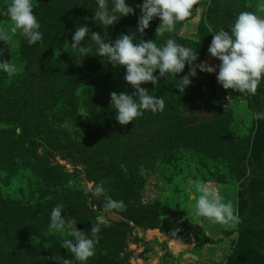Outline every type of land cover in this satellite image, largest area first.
<instances>
[{"label":"rangeland","instance_id":"374dc122","mask_svg":"<svg viewBox=\"0 0 264 264\" xmlns=\"http://www.w3.org/2000/svg\"><path fill=\"white\" fill-rule=\"evenodd\" d=\"M127 2L135 14L106 29L93 23L96 0H32L43 33L34 45L0 15L2 59L16 67L11 76L0 72V264H57L48 259L56 254L74 259L59 246L69 237L49 228L57 204L85 233L105 217L87 264H264V119L255 118L264 113L263 92L225 90L215 72L197 71L180 93L176 79L188 65L176 78L157 70V84L141 87L162 97L164 110L120 125L110 93L135 91L125 69L96 56L87 37L83 43L93 50L85 58L70 43L80 24L109 40L130 32L155 40L160 20L141 36L143 0ZM10 3L0 0V10ZM241 11L264 18V0H200L155 42L172 38L196 48V63L207 61L218 72L220 61L208 53L211 32L227 31ZM196 111L210 112L212 123L192 126L197 117L188 113ZM198 182L219 188L238 222L210 224L198 216ZM97 184L105 189L99 198ZM107 197L123 200L126 210L105 213Z\"/></svg>","mask_w":264,"mask_h":264},{"label":"clouds","instance_id":"9594fccd","mask_svg":"<svg viewBox=\"0 0 264 264\" xmlns=\"http://www.w3.org/2000/svg\"><path fill=\"white\" fill-rule=\"evenodd\" d=\"M200 0H143L139 5L140 15L137 19L136 33L143 36L154 18L160 20L156 28L155 40H137L135 33L120 34L115 40H109L108 36L90 32L86 25L75 28L72 35L71 48L75 55L87 57L92 52L91 46H85L87 37L95 45L96 56L106 57L108 64L113 67L122 66L125 69L124 80L135 91L110 93V105L115 110V120L120 125L133 122L143 116L145 111L153 113L163 111L165 102L162 97L150 94L141 87L142 84H157L159 77L168 74L176 78L177 74L184 71L188 65V72L180 79H176L175 87L180 93L191 84V78L197 71L201 73H216L217 83L225 90L232 89L241 93L255 94L262 79H264V18L251 11H241L233 23L225 28L211 32L212 39L208 47L211 57L220 61L217 66L210 65L207 61L199 60L196 48L184 46L176 40L168 38L162 45L155 42L167 33L175 31L178 22L186 20L192 15L195 5ZM97 8L93 15V23L103 25L104 28L114 25L122 18L134 15L135 9L127 0H96ZM0 15L7 16L12 22L11 32L20 35L29 45H34L43 39L39 23L33 11L32 0H11V3ZM98 25V24H97ZM0 41L6 43V38L0 34ZM3 52L0 50V72L9 76L16 72L15 64L10 60H3ZM158 70L159 77L154 75ZM256 119H264V113L255 114ZM196 192L199 195L195 200L196 214L206 219L210 224H227L238 222V215L230 201L221 194V190L210 183H196ZM105 194L102 184H97L93 196L99 198ZM65 207L57 204L52 208L49 216V228L61 234H66L59 246L73 255L74 259H62L59 255H53L48 259L57 264H87L90 257L95 255V247L99 242L98 234L101 225L106 223L105 217H98V222L92 224L88 233L77 230L75 219H66L62 216ZM103 209L108 212H123L126 205L123 200H115L107 197ZM179 229L171 233L175 237ZM89 233L91 235H89Z\"/></svg>","mask_w":264,"mask_h":264},{"label":"water","instance_id":"95a60500","mask_svg":"<svg viewBox=\"0 0 264 264\" xmlns=\"http://www.w3.org/2000/svg\"><path fill=\"white\" fill-rule=\"evenodd\" d=\"M191 117H197V120L194 123H191L192 126H196L203 122H211L214 119V116L208 111H196L194 113H188Z\"/></svg>","mask_w":264,"mask_h":264},{"label":"trees","instance_id":"16d2710c","mask_svg":"<svg viewBox=\"0 0 264 264\" xmlns=\"http://www.w3.org/2000/svg\"><path fill=\"white\" fill-rule=\"evenodd\" d=\"M81 1H83L84 3H86V4H88L89 2H94L95 0H81ZM95 66V65H94ZM92 67V65H90V68ZM258 90H261L263 93H262V99H261V101H263L264 102V79H263V81L259 84V86H258ZM48 92L50 93L51 92V90H48ZM54 92V91H53ZM52 92V93H53ZM261 92H259V94H260ZM42 94V93H41ZM197 120V119H196ZM210 123H212V121L211 122H209L208 124H210ZM202 124H204V123H202ZM56 255H58V254H56ZM61 257V256H60ZM63 259V258H62Z\"/></svg>","mask_w":264,"mask_h":264}]
</instances>
